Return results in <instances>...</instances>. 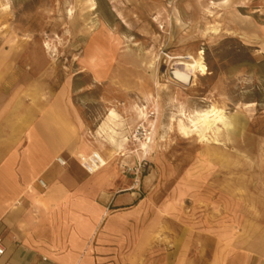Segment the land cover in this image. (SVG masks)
Segmentation results:
<instances>
[{"label":"rangeland","instance_id":"1","mask_svg":"<svg viewBox=\"0 0 264 264\" xmlns=\"http://www.w3.org/2000/svg\"><path fill=\"white\" fill-rule=\"evenodd\" d=\"M210 1L0 0V72L65 85L198 264H264V0ZM212 106L230 127L190 124Z\"/></svg>","mask_w":264,"mask_h":264},{"label":"crops","instance_id":"2","mask_svg":"<svg viewBox=\"0 0 264 264\" xmlns=\"http://www.w3.org/2000/svg\"><path fill=\"white\" fill-rule=\"evenodd\" d=\"M24 77L0 72V264H198L182 234L168 238L155 192L131 186L124 155L89 137L65 85L45 94Z\"/></svg>","mask_w":264,"mask_h":264},{"label":"bare ground","instance_id":"3","mask_svg":"<svg viewBox=\"0 0 264 264\" xmlns=\"http://www.w3.org/2000/svg\"><path fill=\"white\" fill-rule=\"evenodd\" d=\"M228 3V0H220V1H210V4L216 5H226ZM212 32V31H211ZM190 66L184 63V70L180 68H174L171 69L170 75L173 79L185 83L189 80V74L187 72L188 68ZM198 71L203 73V68L199 66H195ZM218 123H221L223 126H229L231 125L230 122H228L225 118V116L222 113L221 109H217L216 107L212 106L208 110H204L202 112L195 113L194 117L190 119V124L193 127H196L198 125H203L206 130H210L212 127H216ZM111 130V129H110ZM203 134V133H202ZM204 138V135L201 137V139ZM144 145V144H143ZM143 153H146L145 150H143Z\"/></svg>","mask_w":264,"mask_h":264},{"label":"built area","instance_id":"4","mask_svg":"<svg viewBox=\"0 0 264 264\" xmlns=\"http://www.w3.org/2000/svg\"><path fill=\"white\" fill-rule=\"evenodd\" d=\"M57 161H58L59 163H62V160H61L60 158H58ZM82 161H84V163H86V162H87V159L82 158ZM91 161H93V163H94L96 166H98V165L101 164V159H100V157H99L97 154H93V155H92ZM39 183H40L41 185H43V182H42L41 180L39 181ZM4 252H5V249H4L3 245H2L1 242H0V257L4 254Z\"/></svg>","mask_w":264,"mask_h":264}]
</instances>
